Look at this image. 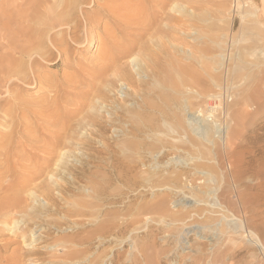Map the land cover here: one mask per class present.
Wrapping results in <instances>:
<instances>
[{"label":"bare ground","instance_id":"6f19581e","mask_svg":"<svg viewBox=\"0 0 264 264\" xmlns=\"http://www.w3.org/2000/svg\"><path fill=\"white\" fill-rule=\"evenodd\" d=\"M245 1L247 2V0ZM14 3L11 10L1 6L4 10L0 12V19L6 16L9 25V27H6L5 24V29H9L6 34L2 29L3 27L0 29V44L3 50L0 52V154L2 155L3 153L8 156L12 149H15V146L24 147L23 150H25L26 147V153L31 152V149L35 148L36 150L40 149L43 153L42 155L40 152L42 156L41 160L43 161L39 160L42 164L37 165L35 163H38V158L35 157L36 160L33 159V162H35L34 165L37 167L33 165L35 170L33 173L31 172L32 176L26 179V175L28 176L29 171L22 181L15 180L16 182L12 183L11 186L9 185V191L13 193L9 194V191H7L8 195L0 197V220H2L3 224L6 226L7 232L22 234V236H24V242H26V233L31 230L28 227L30 221L40 219V215H43V211L45 210L54 213L60 210L57 204L58 201L56 202L58 197L56 196L57 198L55 200V194L53 193V195L52 192L57 189V193L62 195L69 191L67 189L70 185L78 183L77 181L86 182L88 186L83 190L85 198L76 203L74 214L76 216L93 215L95 219L103 214L109 217L100 220L97 226L90 231L87 236L79 237L78 240H74L76 241L75 247H67L63 253L64 258H86L90 251V248H87L86 245L93 242L94 245L96 243L99 244L97 247L111 242H115L116 244L120 243L121 245L124 241L117 242V240L109 239V237L125 234L130 227L135 231L139 223L141 222L142 224L143 220H146L147 223L153 221L149 214H156L161 220H167L166 227L169 229L176 228L180 224L185 225L188 222L194 221L203 224H212L219 220V216L222 215L220 211L224 210L229 211L231 217L234 215L233 202L227 198L225 194L226 190L215 193L211 189L212 185L210 181L206 180V178H202L203 176L198 177L199 174L209 175V173H203V170H199L201 167L208 166L210 169L214 168L212 165H207L201 160L205 158V154H203L201 149V142L190 139L191 144L196 148V158L200 159L191 167L187 168L180 165V169L172 170L170 167L173 165L165 167H160L157 163H152L151 166L146 165V160L149 162L153 161L154 158H162L170 151L176 153L175 149L178 148L176 142L179 140L177 141V138L166 140L160 138L159 135L164 130L165 133L172 132L180 134V132H183L187 134V128L190 124L187 125L188 120L186 121V119H183L180 114L181 111L182 113L185 111L186 104L189 108H195L198 112L197 116L204 115V112H206L208 117H211L214 115V111L220 100L217 101V106H215V104L213 105L210 101V96L214 93L212 95L207 94L209 87L204 84L205 78L202 79L200 77L199 68H196L197 64L202 65L205 54L213 55L214 51L220 47L217 45L207 46L205 44L206 47L202 46V42H200L202 39L208 38L209 35L204 29L205 24L203 23L205 16L203 12L199 13L201 7L197 0H105L103 2H99V0H15ZM238 3L239 2H237V5ZM262 3V11H264V0H262ZM94 4L97 5L96 8L94 10H88L92 8ZM256 9H254V11ZM256 11H258V9ZM255 23L257 29L262 28L264 30V21L255 20ZM207 26H209L208 28L212 27L211 25ZM96 28L100 29L102 35L97 32L94 33ZM252 28H254V26H252ZM192 30H195L194 35L196 43L183 40V37ZM253 30H255V28ZM117 31L122 33V35H119V38L115 35ZM251 31L252 30H250V32ZM260 33L262 32H258V34ZM253 35H251L252 38ZM210 38L211 35L209 39ZM93 41H97V51L98 53L100 51V53L99 55L97 54V61H99L98 65H96L94 69H91L93 70L92 72H88L87 74V70L85 69L87 75L85 74L82 77L78 76V78L71 73L72 76H75L72 77L70 75L72 77H70L71 80H68L69 76L66 74H64V76L68 77L64 78L63 73L61 74L62 77L57 79V75L53 77V73V76H51L48 74L49 72L47 74L44 72L46 64L58 65L60 62H67L70 64V61L73 62L75 59V53L80 52V48H86L93 44ZM250 41L251 42L248 41L249 46L253 49L256 48V51L254 50L249 53L253 59H251L252 57L250 59L248 58V53V55H245V52H243V55L240 54L247 64L253 67L256 66L254 67L257 68L255 72L261 75L264 72V38L262 35H256ZM242 50H244V48ZM242 50L240 52H242ZM202 53H204V55ZM76 57L78 58L79 56ZM212 57L213 59H211L212 63L210 65L209 63L207 64V62L205 63L208 65L207 67H209V70L214 69V67L211 66L212 64L218 63L217 57L215 55ZM75 62L77 61L75 60ZM78 63H76V65ZM206 65H203V67ZM77 66L79 67V65ZM195 69H197L199 75ZM203 69L206 71L205 68ZM110 70H112V77L107 78L106 75H108ZM142 73L146 76V79L141 78ZM184 74H189L191 76L189 79L191 78L192 80L187 81V79L183 78ZM204 75H206V73L203 74V76ZM209 75L212 77L213 82L218 79L217 73H210ZM69 81L72 84L77 83L75 84V88L85 85L84 88L87 89L83 91V88L79 87L83 92L79 97L80 99H77L78 104L75 107L70 106L73 110H70V113L67 111V115L65 113L66 117H63L65 121L60 124L56 131H52L47 135L42 131V129L47 126L43 125L44 127L42 128L36 126L37 128L32 127V129L28 127L29 125H25L24 121L22 122V116L29 117V113L32 114L33 111H35L33 108L34 105H32L33 103H29L30 101L26 100V97H24L25 101L23 99V92L26 90V87L32 88L37 86L38 90H47V93L45 92V95L44 93L43 95L45 96L44 98L48 97V101L47 98L45 100L47 101L46 103L49 104V98L50 100H52V98L46 95L48 91L50 93L53 92L52 95H54L56 92H59L60 86L64 85L66 82L69 83ZM216 85L217 84H215V86ZM116 87H119V89L115 90ZM183 87H186L188 92L185 91ZM256 87L257 86H255V88ZM120 90H124L122 93H124L126 97L128 95L133 97L134 104L136 105H134V108L133 106H125L126 103L124 101H126V99L123 97L121 99L115 97V95H117L115 91L120 92ZM77 91L80 92L79 89L76 90V93ZM70 92L69 95L76 94ZM111 92H114L115 95L111 94ZM208 92L211 93V90H208ZM1 93L3 95L6 93L7 96L1 98ZM59 94V97L62 99L61 96L63 94ZM78 95L77 93V96ZM177 95H182L184 99L182 101L179 100ZM55 96H57V93ZM73 96L75 97V95ZM54 98L59 102V98ZM55 99H53V101ZM61 99L60 102L65 103L67 98L64 99V101H61ZM69 99L68 101L71 103L73 100H71V98ZM45 100L43 99V104H46ZM57 100L54 102L56 103ZM35 101L37 102V100ZM31 102L33 101L31 100ZM38 104H41V106L43 105L42 102H38ZM51 104L54 105V103ZM51 104L50 106H53ZM65 104L62 105L64 106ZM68 104L69 103H67V106ZM73 104L75 103L72 102L71 105ZM245 105H247V102H245ZM56 106L58 107V105ZM64 107L65 110L67 107ZM108 107L112 111L105 110ZM51 108L52 107H50V109ZM84 108H86V110ZM44 109L45 105H43V108H40V111H37L45 112L46 110L42 111ZM54 109L49 112L50 116L51 114L52 116L54 115ZM83 109L85 112H83ZM57 110L59 111V107ZM57 110H55V113ZM106 111L108 115L105 114ZM81 112L83 114H81ZM125 113H130L128 121ZM36 114L37 113L33 115L36 116ZM154 114H157V118L155 119H158V117L162 119L164 128L151 123L148 116L152 115L155 117ZM55 115L54 117H57L58 114ZM44 116L45 115L42 113L41 117L43 118ZM61 116L62 115H60V117ZM28 117L26 118L29 119ZM41 117L40 119L42 120ZM50 118L52 119V117ZM47 119L48 117L46 120L44 117L45 121H47ZM30 120L31 119H29V121ZM38 120L32 119V122H38ZM25 121L27 122L28 120ZM114 121H118L120 124L122 123L123 132L121 135L124 137H121V139L123 143H126L124 144V148H119L115 142L117 141L116 139L111 142L109 141V137L106 138V132L108 131L107 126L110 122ZM126 122L127 124L129 123V125H127L128 130L123 126ZM27 124H29V122H27ZM32 125L33 124H31V126ZM199 127L202 129L203 126L200 125ZM161 129H163L162 132ZM210 130L209 127L207 130L208 134H210ZM45 131L46 133L49 132L47 130ZM225 132L224 134L227 135V128ZM199 136L201 137V135ZM133 138H136L137 142L134 141ZM226 138L227 136L224 139ZM184 142V144H187L186 140H184ZM33 143L36 146H34ZM95 143H97V145L99 143L100 145L97 146ZM159 146L161 148L163 147V150L160 149L159 152H156V155L153 150L146 151V149H155L156 147L159 149ZM89 150H92V152L87 153ZM15 151L12 153L13 155ZM19 151L21 150H18V152ZM261 151L263 152V150ZM18 152L16 153L18 157H16V154L15 157L13 156L15 160L18 159L17 162L20 161L19 156L24 155L22 154L24 152ZM119 152L122 154H117ZM83 154L87 155V159L83 157ZM6 155L5 157H7ZM25 156L27 157L28 155ZM0 158L4 159L3 157ZM29 158L31 159L32 156ZM29 158L26 159L29 160ZM10 159H12V157ZM10 159L9 161H11ZM21 160H24L23 157ZM74 161L79 163H72ZM32 164H28V166L31 165V168ZM3 165L4 164H2V166ZM69 165L72 166L70 167ZM10 166H8L7 169H9ZM15 166H11L10 170ZM28 166H26V169ZM22 167H20L21 169L19 171H23L24 173L25 169L23 168L24 170H22ZM166 167H168L167 170ZM4 168L6 169V166H3V169ZM17 168L15 170H17ZM87 168H95V170L87 172ZM107 168L110 169V172L104 173L101 171ZM259 168L260 167H258V169ZM7 169L6 172L8 171ZM28 170L29 169H27V171ZM263 170L264 169H261L260 172L262 173ZM61 171H63V173L64 171L71 172L73 181L62 182L63 184H61L60 181L63 176ZM260 172L255 171L259 177H261ZM4 173L5 171L0 174L4 175ZM11 173L9 174L11 175ZM229 174L232 178L231 182L235 184L233 189L236 190L239 186L237 181H239L241 177H239L238 173L233 171H230ZM12 175L14 174L12 173ZM44 175H49V179H43L42 176ZM106 175L110 177H104ZM4 176L3 178L5 180ZM211 176L208 177L213 178ZM98 177H100L99 180H97ZM75 178L77 181H75ZM12 179L14 180V178ZM113 181H118L119 187L117 189L112 188L107 192L106 186L108 185L110 187L113 185ZM224 183L225 185L228 184V182ZM232 183H230V186ZM262 183L263 181L259 182L260 185ZM5 189H8V186ZM237 193L238 191H235V195H237L236 202H239L242 209L248 213L249 208L244 206V196ZM180 194H183L186 199L181 202L176 200L171 201V198L179 197ZM49 204L54 205V208L52 209ZM112 208H114V210H112ZM123 209H125V213L134 215L128 219L118 218ZM144 216L146 219H143ZM228 217L229 215L224 213L223 216L220 217L222 220L219 223V227L217 226L220 232H227L233 235L234 232L241 229L240 231L246 233V240H249L252 244L254 243V245L259 243L258 245L261 246L259 249H262L263 252L264 243L262 242L264 241L260 240V236L258 232H256L259 228L258 223L257 225H255L256 223L253 225V221H250L246 215V218L249 219L248 222H246L247 219H245L246 223L239 220L240 224L237 226L236 224L227 222L232 220L227 219ZM249 217L252 218V216ZM75 224L83 226L85 221L76 219ZM149 225H146L147 228H150ZM259 226L262 225L260 224ZM238 228L240 229L237 230ZM204 231L202 230V233L206 235L208 230L204 229ZM139 232L141 231H137L136 233L137 237H139ZM260 232L263 234L262 230ZM146 235L148 236V234ZM228 235L230 236V234ZM186 237L189 238L190 234L188 233ZM161 246L140 245L134 242L129 248V251H127L128 254L126 256L131 255L128 259L129 262L133 264H156V262L157 264H163L164 259L161 258L162 256L159 257V254L165 251L168 252V248L166 250L164 248L163 252H161ZM199 247L201 255H206L211 252L213 254L215 251H224V253L227 251L226 255L229 257L236 256L241 252L242 248H244L242 246L222 248V246L219 247L216 245L208 248V250H210L205 252L207 249L205 244L201 243ZM122 248H124L123 245L113 249V254L112 256L110 255L111 261L114 260V258L119 259V257H122L121 255H125V251H123V253L120 251ZM102 255L106 257L107 253L104 252ZM168 257L167 259L170 258ZM19 262H21V259L20 256H17V259L11 264H19ZM101 262L102 264H107L105 260L101 259ZM250 262L252 261H249L248 264H250ZM208 264L213 263L209 262Z\"/></svg>","mask_w":264,"mask_h":264},{"label":"rangeland","instance_id":"374dc122","mask_svg":"<svg viewBox=\"0 0 264 264\" xmlns=\"http://www.w3.org/2000/svg\"><path fill=\"white\" fill-rule=\"evenodd\" d=\"M14 1L13 0H0V12H1V10L3 11L4 10L3 8H6V7L8 8V10H11L13 8ZM103 1H105V0H99V2H103ZM197 1L200 4L199 6L202 9V10L200 9L201 11L199 10V13L203 12V14L205 16V20L203 23V24H205L204 29L207 31V34L209 35L208 38L202 39L200 41V42H202V46H206V45L207 46H215V45H217L218 47L219 46L221 47V48L219 47L213 53V55H215L218 59L217 64L211 65L212 67H214V69L209 70V67H207L208 65L205 64L206 62H207V64L209 63V65L212 63L211 59H213V57H212L213 55H211V54H209V55L205 54V55H207V56H205L204 53H202L204 55L203 59L205 58L204 59L205 61L204 60L202 61V65L201 64L196 65V68L197 67L199 68V73L201 74L200 77L202 79L205 78V83H204V81H203V83L206 84V86L208 85V87H209L208 90H211V93H209L207 90V94L212 95L214 93L212 96H210V101L213 103V105L215 104V106H217V101L220 99L218 101L219 102L218 106L216 107V109L217 108L218 109L217 110L215 109L214 115H212L211 117L210 116L208 117L206 112H204V115H198L197 116L198 112L195 110V108H189L186 104L185 111L183 113L181 111L180 114L182 115L183 119H186V121L188 120L187 125L190 124V126H189L190 128L189 127L187 128V131H188L187 134H185L183 132H180V134H175L172 132L165 133L164 132L165 130L163 131V129H161V132L162 131L163 132L159 135V137L162 139L172 140V138H177V141L179 140L178 142H176L178 145V148L175 149L176 153L173 151H170V152H168V154H166L162 158H154L153 161H149V162L146 160V165L151 166L152 163H157V164H159L160 167L173 165L174 166V167L172 166L173 168L170 167V169H172V170L180 169V165L185 166L187 168L191 167V166L195 165V163L198 162L200 159L196 158V155H197L196 148L193 147V145L190 142V139H194L196 141L201 142L202 143L201 149H202L203 154H205L204 155L205 158H203L201 160L204 161L207 165H212V167H214V168L210 169L208 166L201 167L199 170H203V173H209V175L199 174L198 177L203 176L202 178H206V180L210 181V184L212 185L211 189L215 193H217L221 190H226L225 194L227 195V198H229V200L231 202H233V208L235 211V212H233L234 215L231 217L230 212L224 210V211H220V214H222V215L219 216V220L212 223L213 225L209 224V223L203 224L201 222L199 223L198 221H194V222H188L185 225L180 224L176 228L169 229L168 227H166L167 220H165V221L161 220L158 217V215H156V214H149L152 217L153 221H150L147 223L146 220H143L142 224H141V222L139 223L137 230L133 231L132 227H130L129 230L125 234H119V235L109 237V239H113L115 241L117 240V242L124 241L123 243H121V245H120V243L116 244L115 242H111V243L103 244L100 247H97V246H99V244L96 243L94 245V242H93L91 244L86 245L87 248H90V251L87 254L88 258L87 257L83 258V259H79L77 257H74V258H66L65 257L64 258L63 253H64L65 249H67V247H69V248L75 247L76 241H74V240H78L79 237L87 236L88 233H90V231H92L97 226V224L100 220H103V219H106L107 217H109V216H106L103 214V215H100V217H98L97 219H95V217L93 215L76 216L74 214L75 205L77 202H79L83 198H85L84 197L85 194H84L83 190L85 189V187L88 186V183L83 182V181L82 182L77 181V179L75 178L76 179L75 181H77L78 183H75L74 185H70L69 188L67 189L69 191L62 194L64 196L57 193V189L54 190V192H52V194L53 193L55 194V195L53 194L55 197V200L58 197L56 202L58 201L57 204L60 207V210H58L57 213L45 210V211H43V215H40L41 217L39 216L40 219L30 221V224L28 225V227L31 230H29L26 233L27 234V238H26L27 241L26 242H24V236H22V234L17 233V232L16 233L11 232L12 233L11 234L10 232H7L6 226L3 224L2 220H0V264H11L17 259V256H20V259H21V262H19V264H102L101 259L105 260L107 262V264H126V263L127 264H133V263H130L129 259H128L129 256L131 257V255H129V256H126V255L128 254L127 251H129V248L131 247V245L134 242H137L140 245L145 244L147 246L155 245L157 247H160L162 245L161 246V248H162L161 252H163L164 248H165V250L168 248L167 249L168 252L167 251H165V252L167 254L170 253L168 255L171 259L168 257V255L165 252L162 254L161 253L159 254V257L162 256L161 258L164 259L163 264H208L209 262H212L213 264H232V263H234V264H248L249 261H252V262H250V264H264V250L262 252V249H259V248H261V246L258 245L259 243L254 245V243L252 244L249 240L247 241L245 238L246 233L240 231L241 230L240 228H238L237 230H239V229L240 230L234 232L233 235H231V233H227V232L221 233L219 228H218L219 223L222 220V218H220V217L223 216V213L229 215V217L227 219H232V220L227 221V222H230L231 224L232 223L236 224L237 226L240 224L239 220H241V222L243 221V223H244L245 219H247L246 222H248V220L250 219V221H253L252 222L253 225L255 223H256L255 225H257V223H258V227H259L258 229L260 231L262 230L263 234L258 229L256 232H258V234L260 236V240L264 241V231H263L264 230V227H263L264 226L263 225L264 224V202H263L264 201V170L262 173L260 172L261 169H264V72L261 75L259 73H256L255 71L257 68H254L256 66L253 67L250 64H247L246 61L244 59H242V57H241L243 55V52H245L244 53L245 55H248L249 53L253 52L254 50L256 51V48L253 49L252 47L249 46L248 41L251 42L250 40H252L256 35H262L264 38V34H263L264 30L262 28L257 29L256 23H255V20H259L262 22L264 21V14H263L264 11H262L263 10V5H262L263 3H262V0H249V1L247 0V2L245 0H197ZM250 1L251 2L253 1L254 3L252 2V4H251ZM10 2H11V4H10ZM237 2H239L240 4L238 3V5H237ZM8 3L10 4V6ZM235 3H236V5H235ZM256 3H257V5H256ZM5 5H7V6H5ZM259 5H260V7H259ZM84 6H86V5H84ZM96 6L97 5L94 4V6L88 10H94L96 8ZM23 7H24V5H23ZM256 8L258 9V11H256L257 10ZM254 9H256V10L254 11ZM252 12H255V13H252ZM8 13H9V11H8ZM252 14H255V15H252ZM7 19L8 18H6V16L0 19V21H1L0 22V26H1L0 29L3 27L2 29L4 30L5 34L9 30L8 28L5 29V24H6V27H9V25L7 23L8 22ZM207 25H211L212 27L208 28L209 26H207ZM252 26H254L255 30H253L254 28H252ZM250 30H252V31L250 32ZM257 31L258 32L261 31L262 33L258 34ZM96 32L99 33L100 35H102L99 28H96L94 30V33H96ZM194 33H195V30H192L190 33H188L186 36L183 37V40L186 42H190V43H192V42L196 43V41H195L196 38H195ZM110 34H111V32H110ZM113 34H115V33H113ZM115 35H116V37L118 36V38H119L120 37L119 35H122V33L117 31ZM210 35H211V38L209 39ZM251 35H253V38ZM244 40H248V41H244ZM5 41H6V39H5ZM203 42H206V43H203ZM105 46H107V45H105ZM97 48H98L97 41H93V44L89 45L88 47L80 48V52H78L80 54L75 53V55L79 56V57L77 58L75 56L74 61L73 62L70 61L71 63L69 62L70 64H68L67 62L66 63L60 62V64H58V65L46 64L44 67V72L46 74L49 72L48 74L51 76H53V74H54L53 77H55V75H57L56 76L57 79H60L62 77V75H61L62 73H63L64 78H67L69 76L68 80H71V78L75 77V76L77 78H78V76L82 77L86 74V72H87V74H88V72H92L93 70H91V69L92 68L94 69V67L96 65H98L99 61H97L98 60L97 54L99 55L100 51L98 53ZM239 48H240V50H239ZM243 48H244V50H242ZM1 50H2V46L0 44V52H1ZM241 50H242V52H240ZM238 52H239V54H238ZM238 55H239V57H238ZM240 57H241V59H240ZM251 57L252 56H250V54H249L248 58L250 59ZM251 59H253V57ZM75 60L77 62H75ZM240 62H242V63H240ZM76 63H78L77 65H79V67L76 65ZM82 65H83V67H82ZM203 65H206V66L203 67ZM202 67L205 68V70L207 72L204 71V69ZM235 67H237V68H235ZM75 68L77 69V71ZM194 68H195V65H194ZM207 68L209 71L207 70ZM197 69H195V70L197 71ZM74 71H76V72H74ZM71 73L75 76H72ZM74 73L79 74V75H76ZM197 73H198V71H197ZM199 73H198V75H199ZM205 73H206V75L203 76V74H205ZM210 73H217V76H218L217 77L218 81L216 80L217 82L216 81H214L215 83L213 82L212 77L209 75ZM64 74H66L68 76H64ZM106 76H107V78H111L112 77V70H110V72H108V75H106ZM239 76H240V78H239ZM189 77H191L189 74L188 75L184 74V76H183V78L187 79V81L192 80L191 78L189 79ZM141 78L146 79V76H144V74L142 73ZM65 81H66V79H65ZM241 81H242V83H241ZM219 82H220V84H219ZM66 83L64 85H62L63 87L62 86H60L61 88L59 87V89L62 91L58 90L59 92H56L57 96H55L56 93L54 95H52L53 92L50 93L49 91H48V94H46L52 98V100H50V98H49V101L51 103H54V105L51 104L50 102H49V104L46 103L48 101V97H46L47 98V101H46L45 100L46 98H44L45 97L44 95H45V92L47 93V90H45V89L44 90H42V89L38 90L37 86L32 87V88L26 87V90L23 92L24 93L23 99H24V97H26L25 99L29 100L30 101V102L28 101L29 103H31V104L33 103L32 105H34L33 108L35 111H33L32 114L29 113L30 114L29 117L26 116L29 119H31L30 121L25 116H22V119H23V120L21 119L22 122L24 121L25 125H27V126L29 125L28 127H31V128L32 127L37 128L36 126H38V128L39 127L42 128L44 126H47V127H44V129H42L43 133H45L47 135L52 131H56V129L59 128L60 124L65 121V118H63V117H66L68 112L70 113V110L71 111L73 110L70 106L75 107L78 104L77 99H80L79 97L81 96V93L87 89V88H84L85 85L83 87L79 86V87L83 88L82 89L83 91H82V90H80L81 88H79V87L75 88L76 87L75 84H77V83H73L74 85L72 83H70V81H69L70 84L69 83L66 84ZM215 84H217V85L215 86ZM67 85H68V87H67ZM210 86H213V87H210ZM255 86H257L258 89H257V87L255 88ZM78 89L80 92L77 91V93L79 94L77 96L76 90H78ZM117 89H119V87L115 88V90H117ZM183 89L188 92V90H186V87H183ZM37 91H38V93H37ZM70 91H73V92H70ZM122 91H124V90H120V92L115 91V93L117 95H115L114 92H111V94L115 95V97H118L120 99L123 97L124 99H126V101H124L126 103V104L124 103L125 106H127V105H128V107L133 106V108H134L136 105L134 104L133 97L131 95H128L126 97V95H124V93H122ZM69 92L70 93H76V94H70V95H72V96H70ZM43 93H44V95H43ZM59 93H61V95L64 93L61 96L62 99L59 97L60 96ZM67 94H68V96H67ZM2 95L3 94L1 93V98H5L7 96L6 93H4L3 96ZM73 95H75L76 98ZM177 96L179 97V100H181V101L184 99L182 95H177ZM54 97L59 98V102ZM63 97H64V99L67 98L65 100V103L66 102L69 103L68 106H67V103L65 104L64 102L63 103L60 102V99H61V101H64ZM72 97H73V99H72ZM211 97H213V98H211ZM69 98H71V100H73V101H71V103L68 101V100H70ZM25 99H24V101H25ZM43 99L45 100V103L47 105L43 104L44 103ZM53 99L57 100L58 103L56 102L57 103L56 104L54 102L55 100L53 101ZM31 100L33 102H31ZM35 100H37V102ZM34 101H35V103H34ZM38 102H40V103L42 102V104L45 105V109L42 111L46 110L45 111L46 113L45 112H39L40 108L41 107L43 108V105L41 106V104H38ZM72 102L75 103V104H73L74 106L71 105ZM245 102H247V105H245ZM36 104H38V105H36ZM50 104L53 106H50ZM62 104H65L64 106L67 107L65 109L66 112L64 110L65 107ZM219 104H220V106H219ZM56 105H58L59 111L57 110L58 107ZM39 106H40V108H39ZM35 107L38 109H36ZM50 107H52V108L50 109ZM52 109H54V113L53 112L52 113L54 115L57 113L59 116L57 114L56 115L59 118L54 117V115L52 116V114H51V116L49 115V112L52 111ZM84 109L86 110V108H84ZM84 109H83V112H85ZM37 110H39V111H37ZM55 110H57L56 113H55ZM105 110L112 111L109 107L106 108ZM34 112L37 113L36 116L33 115V114H35ZM47 112H48V114H47ZM195 112H197V113H195ZM42 113H43V115H45L44 116L45 120L47 117L50 120L47 119V121H45L44 117L43 118L41 117ZM65 113H66V115H65ZM81 114H83V113L81 112ZM81 114H79V115H81ZM105 114L108 115V112L106 111ZM125 114L127 115L126 117H127V121H128V117H129L130 113H125ZM60 115H62V116L60 117ZM154 115H155V117L152 115L148 116L151 123L155 124V125L157 124L160 127L164 128L162 119L159 117H158V119H155V118H157V114H154ZM37 116H38V118H37ZM40 117L42 118V120L44 122L40 119ZM50 117H52V119L54 117V119L52 120ZM153 117H154V119H153ZM24 119L28 120L27 122H29V124H27V122ZM32 119L33 120L39 119L38 122H41V123H38L37 121L32 122ZM53 121H55V122H53ZM42 122H43V124H42ZM31 124H33V125L31 126ZM36 124H38V125H36ZM127 125H129V123L127 124V122H126V124H124L123 126L125 127V129L128 130ZM200 125L203 126L202 129L199 127ZM207 126H209L210 129L212 130V132H211V130L209 131L210 134H208L207 130L209 129V127H207ZM107 128H108V131L106 132V134H107L106 138L109 137L110 138L109 141H111V142L116 139L117 141H115V142L117 143L119 148H124V144H126V143H123V140L121 139V137H124L123 135H121L123 132L122 123L120 124L118 121L110 122V124L107 126ZM226 128H227V135L224 134V133H226L225 132ZM45 130H47L49 132L46 133ZM124 131H126V130H124ZM199 135H201V137ZM128 136H130V135H128ZM226 136H227V138L224 139ZM181 139L183 140V142ZM133 140L137 142L136 138H133ZM184 140L187 141V144H184L185 143ZM119 141H121V142H119ZM115 142H113V143H115ZM33 145H34V143H33ZM33 145H31V146L32 147L36 146V145H34V146ZM95 145H97V143H95ZM98 145H100V144L98 143ZM17 147L18 146H15V149L17 152H18V150H21L18 153L24 152V153H22V154H24L23 156L22 155L19 156V160H20L19 162H17L18 159L15 160V158H14L15 154L17 153L15 151V149H12L11 153H9L11 155L8 154V156H7L6 154L2 153V155H3L2 156L0 154L1 155L0 157L4 158V159L0 158V164H1L0 169H3V166L4 167L6 166V169H7V167L10 166L11 164H12L11 166H13V165L15 166L17 164L15 167H12L11 170H10V168H11V166H10V168L7 169L8 173L6 172L5 168L3 170H0L1 174L5 171V173H4L5 176L0 174V177L2 176L1 177L2 179L0 178L1 179L0 180V186H1L0 197H5V195H8L7 191L10 190L9 188L12 185V183H14L16 181H22L23 179H25L24 176L26 174H28L29 171H30L29 172L30 175L29 174H28V176L26 175V179L29 176H32V173L35 170L34 168L37 167L34 165L35 162H33V159H35V157L38 158L37 159L38 163H35V164H37V165L42 164L41 161H43V160H41L42 156L40 154V152H41L40 149H37L39 151L38 152L35 148H32L31 150L35 153L34 154L32 151L29 153L28 152L26 153V151H27L26 147H25V150H23L24 147H22V148L21 147L17 148ZM157 147H158V145H157ZM157 147L155 149H146V151L147 150H153L155 152V155H156V152H159L160 149L163 150V147L161 148L159 146V149ZM261 150H263V152ZM14 151H15V154L13 155L12 153H14ZM91 152H92V150H89L87 153H91ZM117 154H120V152ZM5 155L7 157H5ZM25 155H28V156L26 157ZM42 155H43V153H42ZM83 155H84L83 157L85 159H87V155L86 154H83ZM30 156H32L31 159L29 158ZM40 156H41V158H40ZM11 157L13 160L10 159ZM16 157H18L17 154H16ZM20 157L21 158L23 157L24 160H21ZM8 158L11 161H9ZM26 158H29V160ZM5 159H7V160H5ZM25 159H26V162H25ZM39 160H41V161H39ZM5 161H6V163H5ZM27 162H28V164L33 163L32 164L33 170H32V167L30 168L31 165L28 166ZM39 162H41V163H39ZM20 163L24 167H22ZM72 163L77 164L79 162L74 161ZM2 164H4V165L2 166ZM8 164H10V165H8ZM18 164H20V165H18ZM25 165L29 167V168L27 167V169H29L28 171H27ZM19 166L22 167V170L25 169L24 173H23V171H19L21 169ZM69 166L71 167L72 165H69ZM258 167H260V168L258 169ZM16 168H17V170H15ZM167 169H168V167H166V170ZM12 170H13V172H12ZM14 170H15V172H14ZM93 170H95V168H87V172L88 171L91 172ZM101 171L104 173H107V172H110V169L107 168L106 170H101ZM230 171L238 173L239 177H241V179L239 181H237L239 186L236 190L233 189L235 184H233L231 182L232 178L229 174ZM255 171L260 172L261 177H259L255 173ZM11 172L14 175H12ZM19 172L23 175H21ZM61 172H62L61 174L63 175L62 180L60 179L61 184H63L64 182H67V181H69V182L73 181V177H72L71 172H69V171H67V172L64 171V173H63V171H61ZM9 173H11V175ZM3 176L5 177V180H4ZM208 176L209 177L211 176L213 178H209ZM104 177L109 178L110 176L106 175ZM12 178H14V180ZM42 178L43 179L47 178L46 180H48L49 175H44V176H42ZM99 179H100V177L97 178V180H99ZM260 181H263V183L261 185L259 184ZM8 182H10V183H8ZM113 182H114V184L111 185L110 187L108 185L106 186L107 192H109L112 188L117 189L119 187L118 181L117 182L113 181ZM224 182H226V183L228 182V184L225 185ZM230 183H232L233 186L232 185L230 186ZM2 184L4 187L2 186ZM7 186H8V189H5V188H7ZM2 187L6 190V192ZM235 191L236 192L238 191L237 194L240 193L241 195L244 196V198H245V201H244L245 205L244 206L249 208L248 213H247V211H244V209H242L239 202H236V200H237L236 196L237 195H235ZM2 193H7V194H2ZM11 193H13V192L11 191ZM11 193L9 191V194H11ZM184 199H186V197H184L183 194H180L179 197L171 198V201L176 200L178 202H181ZM262 199H263V201H262ZM50 206L52 207V209L54 208L53 207L54 205H50ZM112 210H114V208H112ZM125 212H126L125 209H123L122 213L120 214V217H118V218H121V219L127 218L128 219L129 217L131 218L134 215V214L125 213ZM246 215L248 216L249 219L246 218ZM249 216H252V218ZM76 219H80V220L85 221V224L83 226L75 224ZM143 219H146L145 216L143 217ZM144 222H146L148 225L150 224L149 225L150 228H147V226H146L147 224ZM225 223H226V221H225ZM260 224L262 226H259ZM22 227H24V226H22ZM204 229L208 230L206 235L202 233V230L204 231ZM137 231H141L138 233L139 237H137V235H136ZM145 233L148 234V236ZM188 233L190 234L189 238L186 237V235ZM155 234H156V236H155ZM228 234H230V236ZM154 242H156V243H154ZM157 243H158V245H157ZM201 243L205 244V247L207 248L205 252L210 250V249L208 250V248H210L212 246L214 247L216 245L219 247L222 246V248H225V247L231 248V247H237V246H242L244 248H242L241 252L234 257L227 256L226 255L227 251L225 253H224V251H221V252L215 251V253H213V254L211 252V253L206 254V255H201V252H199V248H200L199 244H201ZM262 243H264V242H262ZM27 244H29V245H27ZM69 244H70V246H69ZM122 245L124 246V248L120 249V251L122 253H123V251H125V255H121L122 256L121 258L120 257H119V259L114 258V260L111 261L110 258L113 254V252H112L113 249L118 247V246H122ZM251 250H253V251H251ZM104 252L107 253L106 257H104V255H102ZM252 252H254V253H252ZM165 254L169 259H167ZM156 264H157V262H156Z\"/></svg>","mask_w":264,"mask_h":264}]
</instances>
